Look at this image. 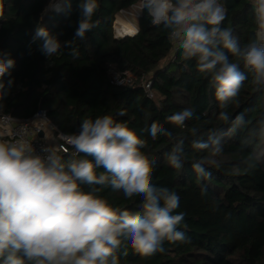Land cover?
<instances>
[{"label":"trees","instance_id":"16d2710c","mask_svg":"<svg viewBox=\"0 0 264 264\" xmlns=\"http://www.w3.org/2000/svg\"><path fill=\"white\" fill-rule=\"evenodd\" d=\"M51 1L0 0V52L9 53L15 61L11 75L4 77L8 94L0 112L29 118L43 108L58 130L68 135L78 132L84 119L107 114L146 140L143 151L154 162L153 183L178 193L180 206L175 212L186 214L180 230L188 242L165 241V252L151 257L121 248L117 253L120 264H264V87L257 89L251 73L241 66L248 79L238 98L221 109L209 77L197 71L195 61L181 59L168 31L152 25L146 10L136 35L116 39L117 13L140 0H98L93 19L99 25L75 41L72 47L78 56L70 55L71 47H63L48 58L36 44L29 46L34 30L46 27L63 44L74 39L80 15L79 0H53L65 3L63 10L47 11ZM220 3L227 12L222 27H231L241 44L246 43L254 29L250 0ZM112 71L129 72L133 82L115 84ZM144 79L152 81L153 97L145 91ZM184 109L194 115L183 128L165 122ZM221 111L227 112L228 122L219 118ZM238 115L242 122L234 124ZM153 121L163 124L172 138L153 140L146 131ZM193 127L195 136L190 132ZM209 137L221 138L219 156L192 148L193 140ZM181 139L184 163L177 170L165 156ZM205 156L219 166L205 165L211 179L198 182L192 163ZM81 187L88 190L87 185ZM100 194L121 209L141 211L138 197L126 200L110 188Z\"/></svg>","mask_w":264,"mask_h":264},{"label":"clouds","instance_id":"9594fccd","mask_svg":"<svg viewBox=\"0 0 264 264\" xmlns=\"http://www.w3.org/2000/svg\"><path fill=\"white\" fill-rule=\"evenodd\" d=\"M77 6L80 15L73 40L62 44L58 35L39 26L29 46L36 44L48 58L71 47L70 55L77 57L72 46L98 27L99 21L93 17L99 4L98 0H79ZM50 7L63 10L59 4ZM250 9L253 36L241 44L231 27H222L227 12L220 0H141L139 7V11L146 10L152 25L168 31L181 59L195 61L197 71L209 77L221 109L238 98L248 79L241 66L251 73L257 89L264 87V0H250ZM14 65L9 53L0 52V110L8 94L4 77L11 75ZM11 83L9 80L8 85ZM193 115L192 110L184 109L166 117L165 122L183 128ZM219 118L229 120L226 111ZM240 122L242 115L233 123ZM146 131L153 140L172 138L158 121ZM190 132L195 136L197 129ZM65 142L77 156L64 159L52 146L38 153L24 140L0 141V264H120L117 253L121 248L151 257L165 252V241L188 242L180 230L186 214L175 212L180 197L153 183L154 162L143 151L146 140L135 130L105 114L84 119L78 132L65 136ZM191 146L211 156L223 152L220 137L195 139ZM184 155L181 139L165 158L179 170ZM205 165L219 166L210 156L195 160L192 168L198 182L211 179ZM98 169L103 171L98 173ZM109 188L121 192L126 200L138 197L141 211L110 203L100 194Z\"/></svg>","mask_w":264,"mask_h":264},{"label":"built area","instance_id":"2783aa9c","mask_svg":"<svg viewBox=\"0 0 264 264\" xmlns=\"http://www.w3.org/2000/svg\"><path fill=\"white\" fill-rule=\"evenodd\" d=\"M140 2L121 9L117 13L114 21V37L116 39H123L127 36H134L139 32V20L144 11H139ZM126 26H131L133 33L126 32ZM174 51H178L176 42L173 41ZM112 79L117 85L131 84L133 76L129 72H111ZM142 85L148 96L153 97L152 81L144 79ZM50 128L53 131V136L56 139V145L52 146L46 139L43 138L42 133ZM64 134V135H61ZM65 134L58 130L55 124L50 120L45 109L40 108L32 117L20 118L6 112H0V141L15 142L24 140L33 145L35 150L40 153L42 148L54 147L64 159H68L67 155L76 154L70 145L65 142Z\"/></svg>","mask_w":264,"mask_h":264},{"label":"crops","instance_id":"0c3cea01","mask_svg":"<svg viewBox=\"0 0 264 264\" xmlns=\"http://www.w3.org/2000/svg\"><path fill=\"white\" fill-rule=\"evenodd\" d=\"M44 139H46L52 146L56 145V139L53 136V131L50 128H46L42 135Z\"/></svg>","mask_w":264,"mask_h":264},{"label":"bare ground","instance_id":"6f19581e","mask_svg":"<svg viewBox=\"0 0 264 264\" xmlns=\"http://www.w3.org/2000/svg\"><path fill=\"white\" fill-rule=\"evenodd\" d=\"M126 32L127 33H133L134 30H133V28L131 26H126Z\"/></svg>","mask_w":264,"mask_h":264},{"label":"rangeland","instance_id":"374dc122","mask_svg":"<svg viewBox=\"0 0 264 264\" xmlns=\"http://www.w3.org/2000/svg\"><path fill=\"white\" fill-rule=\"evenodd\" d=\"M59 2H60V1H59ZM59 2H55V3H53V0H52L51 3H50V5L55 6V5H57ZM50 5L48 6L47 10H50Z\"/></svg>","mask_w":264,"mask_h":264},{"label":"water","instance_id":"95a60500","mask_svg":"<svg viewBox=\"0 0 264 264\" xmlns=\"http://www.w3.org/2000/svg\"><path fill=\"white\" fill-rule=\"evenodd\" d=\"M66 2V1H65ZM65 3H61L60 5L62 6V5H64ZM55 9L53 8V7H50V10H47V11H54ZM55 11H57V10H55ZM78 129H79V126H78Z\"/></svg>","mask_w":264,"mask_h":264}]
</instances>
